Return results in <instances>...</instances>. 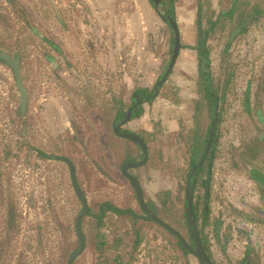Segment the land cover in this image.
<instances>
[{
	"label": "flooded vegetation",
	"instance_id": "flooded-vegetation-1",
	"mask_svg": "<svg viewBox=\"0 0 264 264\" xmlns=\"http://www.w3.org/2000/svg\"><path fill=\"white\" fill-rule=\"evenodd\" d=\"M5 1L23 26L36 16L23 0ZM147 1L167 27L161 53L154 37L143 44L153 71L136 86L123 70L124 89L109 100L104 32L97 34L85 18L93 14L84 1L68 15L55 5L57 18L67 16L72 25L52 28L54 38L64 31L74 49L67 53L57 40L51 42V74L36 82L34 103L44 104L35 107L33 147L26 133L33 96L22 59L0 49L20 63L27 91L23 112L16 84L21 139L35 153L40 176L46 167L51 172V259L41 264H204L202 254L211 264H264V57L253 56L256 49L264 52V0H185L191 9H180L183 0ZM183 56L189 67L175 79ZM95 69L103 86L95 84ZM66 94L74 99L71 118L64 106L48 105V96L54 102ZM96 100L103 103L90 106ZM7 167L0 165V264H9L10 245L23 228ZM235 222L242 224L241 237ZM238 239L243 250L234 262L230 246ZM13 264L31 263L18 256Z\"/></svg>",
	"mask_w": 264,
	"mask_h": 264
},
{
	"label": "rangeland",
	"instance_id": "rangeland-1",
	"mask_svg": "<svg viewBox=\"0 0 264 264\" xmlns=\"http://www.w3.org/2000/svg\"><path fill=\"white\" fill-rule=\"evenodd\" d=\"M23 1L25 2L27 8L37 10L35 17H29V25L25 22L27 26H23L22 22H18L17 18L11 14L6 4L7 1L0 0V13L8 15V18L0 17V49L16 51L22 59L24 81L33 96V101L31 100V104L29 106V122L28 129L26 130L30 139L29 143H31L33 147L37 137L35 126L37 112L35 107L44 104V101H42L41 104L38 102L34 103L35 97H37L36 91H38L36 82H40L43 77H47L51 74V66L49 61L46 60L47 56L55 54L53 53V49H51V42L53 39L54 41L57 40L59 45L63 46L64 51L67 53L74 49V46L71 45V39H69L64 32L65 29H67L68 22L72 25L70 21L72 19L67 18V16L65 18H57L56 13L52 11V9L55 10L56 5L57 9L64 11L63 14L66 15L67 10H70L72 6L76 9H82L81 6H83L82 2L84 0ZM115 1L114 5L117 7L114 10L115 19L112 21L115 23L113 24H110V22L103 24L100 21L101 18L98 20L96 17L94 18L92 16L90 18L85 15L87 20H91V25L94 29H96L97 34L101 28L105 35V54H107L104 72L105 100L112 99L116 91L120 92V89H124L120 88L123 83L121 82L123 70H125L127 76H131L133 78L136 86L141 83L145 84L144 77L153 71V67L151 66L150 61H148V59L144 56V53L147 54L148 50L144 52L142 49L146 47L148 43H151L150 40L154 37L157 42L155 44V48L157 52L161 53L163 37L167 31L165 23H162L157 13L153 15L154 18L151 22L146 21L144 26L147 31L144 32L143 35L138 32L139 28L134 23L131 27H126V24L124 23L125 19H123V17L129 18L130 22H133V15L130 12V9L134 2L133 0ZM84 3L86 2L84 1ZM32 4H34L35 7ZM179 6L182 7L180 9L186 8V6L190 7V9L192 8L191 6H188L187 3L185 4V0H183ZM95 7L96 5L93 6L92 9ZM118 7L123 8H120L121 10H119ZM85 8L90 11L91 15L90 5L86 4ZM87 20L84 22L85 28L91 31ZM116 23L121 25V27L123 26V28L125 27L128 32H132L130 36L129 34L123 36L124 42L128 37H132L131 40L133 41L131 43L127 45L123 43V40L120 39L121 35L116 33L117 31H120V28L115 27ZM156 26L157 28L153 30L155 33L151 34L149 37V29L151 27L153 29ZM46 28L47 31H45ZM52 28L54 30L56 28L64 30L63 34H60L58 38H54V34L51 31ZM93 34L95 35V33L90 32L89 36L92 38V41H95L96 38ZM124 34H126V32ZM143 38H146V42L144 43L142 41ZM72 41H74L75 44L82 42L80 39H72ZM121 41L122 46L119 48L118 44L121 43ZM143 44H146V46ZM245 53L246 50L242 49L240 50L239 55L244 56ZM260 53L264 57V52L260 49H256L253 56H258ZM62 55L67 58L66 53H63ZM183 57L184 60L181 62L182 65L178 67L174 75L175 79H179L177 76L181 77V75L184 74L183 71L187 70L189 67L187 64L188 61H186L187 57ZM124 63L125 65L122 66ZM66 64L65 67L61 64H59V66H62L60 68H64L66 70ZM98 72L99 71L95 69L94 75L97 77L95 84H101V86H103L102 82H98ZM182 79L186 78L182 77ZM185 84L186 81L182 83L183 86H185ZM62 89L67 93L66 87ZM100 89L104 92V90L99 88V86L96 87L97 91H100ZM18 96L19 93L16 87L13 72L11 69L0 63V165L1 167L4 166L6 168V165L9 164L7 167L11 173L8 175L11 180L9 185L15 189L13 197L14 200L17 201L18 209L21 211V217L23 220L22 235L20 238H15V241L10 245L8 260L10 261L9 264H13L16 257L27 256L31 264H41L42 261H50L51 259V215L50 210L48 209L49 206L46 203V197L52 192V178L50 175V168L48 167L45 168L46 171L43 172V176H40L41 171L37 170V163L34 157L35 153L30 149L28 150V147L21 139L24 128L18 116ZM59 97V95L54 96L53 98H55V100L53 102L51 97L48 96V105L58 109H62L64 106L67 109L66 112L68 118H71L68 112L70 113L72 109L75 110L72 105V101L74 99L70 94H66L62 98ZM45 98L47 97L43 96L39 99L43 100ZM94 102L99 103L97 100L92 101L90 106H93ZM100 103H103V101ZM59 111L61 112L62 110ZM236 115L237 114H235V116ZM50 122L51 121L49 120V123ZM236 122L235 117L232 119L230 116V126L233 125V128H235ZM244 131L245 129L242 130L241 137ZM232 137L233 134L230 136V139ZM7 153H10L11 155L9 158L7 157ZM5 157H7L6 161L4 160ZM41 179H46V181L41 182ZM19 190L22 192L21 195H19ZM20 196L24 197L21 202L19 201ZM231 221L232 217L230 215V222ZM233 227L234 230H236L238 237H241L238 230L242 228V224L238 225V223L235 222ZM242 250L243 243H241L238 239L236 243H233V245L230 246V260L232 259L235 262L236 258H234L233 255L241 253ZM226 261L227 260L224 261V264H227ZM229 264H231V261Z\"/></svg>",
	"mask_w": 264,
	"mask_h": 264
},
{
	"label": "crops",
	"instance_id": "crops-1",
	"mask_svg": "<svg viewBox=\"0 0 264 264\" xmlns=\"http://www.w3.org/2000/svg\"><path fill=\"white\" fill-rule=\"evenodd\" d=\"M86 2V4H89L91 7V12H93V16L96 17V19L100 20L101 18V23L103 24H107V22H110V24H113L115 22H113L112 20L115 19L114 18V10L117 6H115V0H84ZM133 5L130 9V12L133 15V22H130L129 18H125L123 17L124 23L126 24V27H131V25L134 23L136 26H138V32L142 33V35L144 34V32L146 31V27L144 26L146 21H152L153 17V13H152V9L150 7V5L148 4L147 0H134L133 1ZM96 7L94 9H92L93 6ZM119 10H121L120 8L123 7H118ZM115 27L120 28V31H117V34H120L121 37L120 39L123 40V36L124 35H128L130 36V34L132 32H128V30H126V28L123 26L121 27V25L117 24L115 25ZM112 32V30H111ZM110 32V33H111ZM126 32V34H124ZM132 37H128L126 39V41L123 43L125 45L131 43L133 40H131ZM142 38V37H140ZM146 38H143V43L146 42L145 41ZM122 46V41L121 43L118 44V47L120 48Z\"/></svg>",
	"mask_w": 264,
	"mask_h": 264
},
{
	"label": "water",
	"instance_id": "water-1",
	"mask_svg": "<svg viewBox=\"0 0 264 264\" xmlns=\"http://www.w3.org/2000/svg\"><path fill=\"white\" fill-rule=\"evenodd\" d=\"M156 5H162L161 4V0H154ZM171 23L172 25L176 28V24L174 21L171 20ZM179 40V39H178ZM178 46V45H177ZM177 52V51H176ZM0 59L5 61L7 64H9L14 72H15V78H16V84H17V87L19 89V92H20V103H21V106H22V111L24 112L26 110V101H27V91H26V88L24 87V84H23V81H22V74H21V69H20V63L16 60H13L8 54L6 53H3L0 51ZM189 203H190V206H189V223H190V226L192 227V235L194 236L195 235V230H194V219H193V215H192V208H191V195H190V191H189ZM195 242V240H194ZM190 249V248H189ZM198 255V254H197ZM204 264H211L210 261L208 260V258L202 254L200 255Z\"/></svg>",
	"mask_w": 264,
	"mask_h": 264
},
{
	"label": "trees",
	"instance_id": "trees-1",
	"mask_svg": "<svg viewBox=\"0 0 264 264\" xmlns=\"http://www.w3.org/2000/svg\"><path fill=\"white\" fill-rule=\"evenodd\" d=\"M1 63L5 64L2 60H0Z\"/></svg>",
	"mask_w": 264,
	"mask_h": 264
}]
</instances>
